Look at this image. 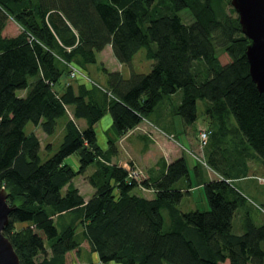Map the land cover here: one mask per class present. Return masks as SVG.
Wrapping results in <instances>:
<instances>
[{
	"label": "trees",
	"instance_id": "1",
	"mask_svg": "<svg viewBox=\"0 0 264 264\" xmlns=\"http://www.w3.org/2000/svg\"><path fill=\"white\" fill-rule=\"evenodd\" d=\"M185 8L190 22L179 13ZM10 17L22 27L17 34L4 32ZM248 42L231 0H0V187L16 205L3 232L20 263L66 264V253L85 238L103 263L264 264V219L255 221L233 184L248 175V159L264 165V91L249 71ZM109 43L123 64L146 47L152 68L126 77L101 63L106 85L64 82L73 66L85 71L97 63ZM178 91L173 114L190 124L198 99H206L209 139L228 142L211 144L207 156L219 176L198 182L209 209L179 206L192 186L184 156L158 179L137 181L110 162L114 141L106 150L98 142L95 123L106 111L123 135ZM61 117L63 139L42 159L39 135L25 127L33 122L51 134ZM71 154L78 168L65 161ZM90 164L95 190L86 200L73 178ZM136 186L153 188L154 196L134 192Z\"/></svg>",
	"mask_w": 264,
	"mask_h": 264
},
{
	"label": "rangeland",
	"instance_id": "2",
	"mask_svg": "<svg viewBox=\"0 0 264 264\" xmlns=\"http://www.w3.org/2000/svg\"><path fill=\"white\" fill-rule=\"evenodd\" d=\"M179 13L182 16L184 21L186 22L192 21L193 17L187 8L180 10ZM217 52L219 54L220 60L223 63L230 60L228 53L222 47H217ZM101 63L106 65L108 68L121 70L122 73L126 77H128L132 69L138 72L150 71V69L152 68L153 59L147 56L146 47H142L138 52H136L131 63L129 64L120 63V61L115 56L113 58L110 54H108L107 51H105L103 53H99L98 62L90 63L89 68H87V70L85 71L80 70L77 66H73L72 70L74 69L75 74L73 75L71 73L69 76L64 77L63 80L64 82L68 80L73 81V82H78L80 78L85 76L102 85H106V75L100 69ZM23 91L24 90H18V93L21 94ZM178 94L180 95V93H175L174 95L167 97L165 101H163L164 103L162 102L161 105H159V107H157L150 114L149 118L151 119V121H155L158 123L160 122L161 125H163V127H166L167 129H176V132H175L177 135L176 139L178 143H180V145L184 148L183 152L188 161V165H189L190 172H191L190 173L191 180H192V183L196 185L198 184L200 179H203L202 177L204 175V171L206 170V167H208V165L206 164V161L208 160V158L206 155L204 156V153H203L204 149L199 144V130L207 126L206 123H203V122L205 121L206 118H208L206 115L208 114L207 113L208 103L206 99H198L197 101L198 116L196 120L190 124H185L182 117L179 114H173L170 112L172 108V104L177 102V99L179 97ZM166 108L169 110V113L164 112ZM69 113L72 116L71 108H69ZM108 114H109L108 116H111V113L109 111H108ZM162 117L166 118L167 120L163 119ZM171 117H172V120L171 122H169V119ZM64 122H65V119L63 117L59 118L56 129L51 134L46 133L40 125H35L33 122L27 123L25 127L26 131L27 132L35 131L40 137V141H41L40 155L42 159H46L49 155H51L58 149L63 139V135H64ZM77 122L81 126L82 120H79V121L77 120ZM201 124L206 125V126L201 127L198 130V127ZM167 125H170V126L167 127ZM110 129L111 127L109 126L96 128L97 135H98V141L100 145L103 146L105 143H109L108 139H109ZM197 130H198L197 137H195V132H197ZM191 136L192 137L194 136L193 144H190L189 142L191 141L190 138L192 139ZM220 142H222L221 144L222 147L227 146L228 142L224 141L220 137L218 138V140L217 138L212 139L211 144L214 145V147H216V145H219ZM197 144H198V149H196ZM246 146L249 148V145H246ZM192 151L195 153H192ZM74 158H77V155L71 154L65 158V161L72 164L74 161ZM252 158L253 159L251 158L248 159V162L250 164L248 175L245 177H242V179H239V178L234 179L233 184L238 187L245 186L242 189L248 200L246 203V206L248 207V210L250 211V215L255 219L256 222H262L264 219V210L260 207H261V203H264V199L261 198V196L264 198V165L261 162L255 160L254 157ZM197 162L200 163V167H201L199 171L195 170L194 168ZM132 165H136V164H132ZM130 166L131 165H128V167ZM136 166L139 167V169L142 171V168L140 166L138 165ZM94 169H95V165L90 164L84 173L77 175L74 179V182L79 183L84 193H87L89 190L88 177L93 172ZM207 178L208 177H206L205 179ZM246 184L250 185L249 186L250 188H248ZM195 188L196 189L193 191L191 195L189 194L184 195L183 200L180 202L179 206L182 209H191V208H188V206L190 204L195 205L196 203L197 208L199 209H209L210 206L207 201V197L205 195V191L203 187H198L196 185ZM150 190L151 189H148V187H144V186H141V187L136 186L134 188V192H137L139 194L153 195L154 192H151ZM241 210H243V207L238 208V212H240ZM162 211H163L166 225H167L168 220H169L167 210L163 209ZM234 221H235L234 231L239 232L241 230V225L238 224V220L236 217ZM80 229L81 227L79 228V230ZM83 249L84 251H82L81 255L77 253V250L75 249L70 250V252L68 253L67 264H92V262L89 261L91 259L92 260L94 259V258H91L92 256L91 252L85 250L86 249L85 247H83ZM106 264H124V263L120 261H116V260H110ZM227 264L229 263L227 262Z\"/></svg>",
	"mask_w": 264,
	"mask_h": 264
},
{
	"label": "crops",
	"instance_id": "3",
	"mask_svg": "<svg viewBox=\"0 0 264 264\" xmlns=\"http://www.w3.org/2000/svg\"><path fill=\"white\" fill-rule=\"evenodd\" d=\"M21 29H22L21 25L11 17L8 20V23L4 29V32H7L8 34L9 33L10 34H17L20 32ZM105 51H107L108 54H110L114 58L115 54L113 52V48H112V45L110 43L107 44L102 50L97 52V58H98L99 53H103ZM84 77L85 76L80 78L79 81L81 82V81L91 80L88 77H85V78ZM176 93H179V91ZM22 94H25V90L21 93V95ZM179 98H180V95H179L177 100H179ZM159 105H161V104H159ZM159 105L157 107H159ZM167 108L164 110L165 113H169V110ZM170 112L173 113L172 108H171ZM108 115H109L108 111H106V113H104V115L95 123V129L97 127H104V126L105 127H108V126L111 127L109 139H108L109 143H105L103 146L100 145L104 150H106L109 148L110 140L114 141L116 148L114 149L115 153L111 156L110 162H117L120 165H123L124 167H128V165L136 164L142 168V172H143L142 174H143L144 178L154 181V180L158 179L166 171L168 164L173 159H175L176 157H180V156L185 157L184 152H183L184 148L180 145V143H178V141L176 139L177 138L176 137L177 135L175 133L176 129H167L166 127H163V125H161L160 122L158 123L155 121H151L150 118H144L140 123H138L136 126L131 128L130 130H128V132H126L125 134L117 135V132L114 129V126L112 124V122H113L112 117L108 116ZM206 115L208 118H206L203 123H206L207 126L201 124L198 127V130L204 126L209 127V115L208 114H206ZM162 118L166 119L164 117H162ZM79 120H82L81 126L86 125V120L84 118H80V119H78V121ZM171 120H172V117L169 119V122H171ZM169 126L170 125H167V127H169ZM198 130H197V132H195V137H197ZM96 133H97V130H96ZM189 136H190V134H189ZM97 137H98V135H97ZM193 137H192V139L190 138V140H191V141H189L190 144L194 143ZM211 140L209 139L208 144L204 148V152H203L204 156L205 155L208 156V153L211 151ZM196 141H197V139H196ZM196 149H198V144L196 146ZM192 153H195V152L192 151ZM186 160H187V158H186ZM187 163H188V161H187ZM71 165L74 168H78L79 167L78 159L74 158V161ZM78 175H80V174H78ZM218 176H219V174L217 173V171H215L213 168L208 166V167H206V170L204 171V175L202 178L204 179V178L208 177V178L212 179V178H216ZM75 177L73 178V182H74ZM239 179H242V177H240ZM185 183L186 182H183L181 185L186 186V185H184ZM74 184L80 189L81 193H83L86 200L91 196V194L95 190V187L90 182H88L89 190L87 193H84L82 191L79 183L74 182ZM196 185L198 187H203L202 183H198ZM196 185H194L192 183V186H190L189 188H186V190H188L186 192V194L191 195L193 193V191L196 189L195 188ZM246 185L248 188H250L249 187L250 185H248V184H246ZM139 187H141V186H139ZM244 187H239L242 190V192H243L242 188H244ZM148 189H151L150 191L154 192L153 188H148ZM146 196L152 197V196H154V193H153V195H146ZM261 198L264 199L262 196H261ZM188 208L194 209V208H197V205H196V203H195V205L190 204L188 206ZM185 210H189V209H185ZM239 224L241 225V230H242V225H243L242 221H240ZM83 247L86 248L85 250L91 252V255H92L91 258H94V259L93 260L91 259L89 261H91L92 264H104L100 260L98 253L91 249L90 243L85 238L81 240L80 248L75 249V250H77V253H79L81 255L82 251H84ZM69 252L70 251H68L66 253V264H67V258H68Z\"/></svg>",
	"mask_w": 264,
	"mask_h": 264
},
{
	"label": "water",
	"instance_id": "4",
	"mask_svg": "<svg viewBox=\"0 0 264 264\" xmlns=\"http://www.w3.org/2000/svg\"><path fill=\"white\" fill-rule=\"evenodd\" d=\"M231 3L249 39L246 54L250 74L258 89L264 91V0H231ZM7 197V190L0 187V264H21L11 240L3 232L9 222L10 211L16 206L10 204Z\"/></svg>",
	"mask_w": 264,
	"mask_h": 264
},
{
	"label": "built area",
	"instance_id": "5",
	"mask_svg": "<svg viewBox=\"0 0 264 264\" xmlns=\"http://www.w3.org/2000/svg\"><path fill=\"white\" fill-rule=\"evenodd\" d=\"M73 75L75 74L74 69L71 72ZM211 129L209 127H204L199 130V144L204 149L208 144L210 137ZM128 168V177L130 179H134L140 181L143 178L142 171L136 165H131Z\"/></svg>",
	"mask_w": 264,
	"mask_h": 264
}]
</instances>
